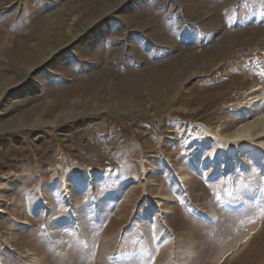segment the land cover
Returning <instances> with one entry per match:
<instances>
[{
	"label": "rangeland",
	"instance_id": "1",
	"mask_svg": "<svg viewBox=\"0 0 264 264\" xmlns=\"http://www.w3.org/2000/svg\"><path fill=\"white\" fill-rule=\"evenodd\" d=\"M0 264H264V0H0Z\"/></svg>",
	"mask_w": 264,
	"mask_h": 264
}]
</instances>
